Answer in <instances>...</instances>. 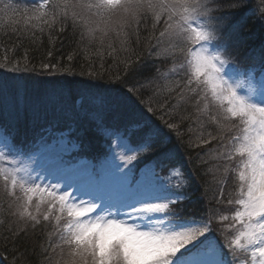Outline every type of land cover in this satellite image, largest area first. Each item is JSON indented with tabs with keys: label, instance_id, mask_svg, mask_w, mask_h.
Segmentation results:
<instances>
[{
	"label": "snow or ice",
	"instance_id": "obj_1",
	"mask_svg": "<svg viewBox=\"0 0 264 264\" xmlns=\"http://www.w3.org/2000/svg\"><path fill=\"white\" fill-rule=\"evenodd\" d=\"M0 264H264V0H0Z\"/></svg>",
	"mask_w": 264,
	"mask_h": 264
},
{
	"label": "trees",
	"instance_id": "obj_2",
	"mask_svg": "<svg viewBox=\"0 0 264 264\" xmlns=\"http://www.w3.org/2000/svg\"><path fill=\"white\" fill-rule=\"evenodd\" d=\"M244 31L246 33H255V35L250 40L251 45L256 46L259 44L260 41L259 30L256 28L254 21L251 20L246 21V26ZM77 79H80V77H77Z\"/></svg>",
	"mask_w": 264,
	"mask_h": 264
}]
</instances>
